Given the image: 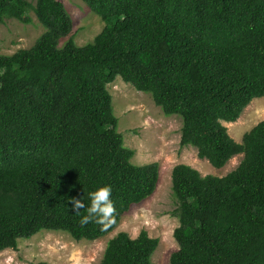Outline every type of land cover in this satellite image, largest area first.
<instances>
[{"label": "trees", "instance_id": "1", "mask_svg": "<svg viewBox=\"0 0 264 264\" xmlns=\"http://www.w3.org/2000/svg\"><path fill=\"white\" fill-rule=\"evenodd\" d=\"M105 24L84 46L62 0H0V24L46 30L28 50L0 54V253L39 233L75 241L112 233L159 182V164L132 163L107 86L118 77L182 121L181 147L224 177L172 170L179 227L170 264H264V120L237 143L235 123L264 98V0H81ZM64 40L63 45L61 41ZM110 185L114 223L81 226L71 198ZM146 231L111 239L99 264H153Z\"/></svg>", "mask_w": 264, "mask_h": 264}, {"label": "rangeland", "instance_id": "2", "mask_svg": "<svg viewBox=\"0 0 264 264\" xmlns=\"http://www.w3.org/2000/svg\"><path fill=\"white\" fill-rule=\"evenodd\" d=\"M74 24L73 36L78 46L92 42L105 28L81 0H62ZM30 24L8 19L0 24V54L13 55L28 50L46 30L30 12ZM64 40L61 41L63 45ZM112 96V107L118 119V132L125 147L135 152L132 163L139 166L159 164V182L154 194L133 206L123 216L118 227L96 241H75L64 232H42L29 240L19 241L17 249L0 253V264H99L108 242L119 233L137 238L146 231L150 238L159 240L153 264H170L171 255L178 250L174 231L179 227L178 205L172 193L171 174L178 165H187L202 177H224L242 162L243 155L232 158L222 169L197 156L194 147H181L182 121L178 116H166L151 95L136 91L120 77L107 86ZM264 120V98L253 100L235 123H224L230 137L242 143L246 133Z\"/></svg>", "mask_w": 264, "mask_h": 264}, {"label": "clouds", "instance_id": "3", "mask_svg": "<svg viewBox=\"0 0 264 264\" xmlns=\"http://www.w3.org/2000/svg\"><path fill=\"white\" fill-rule=\"evenodd\" d=\"M111 194V186L103 185L86 194L88 203H85V197L81 199L71 198L75 213L79 214L82 209L86 212L80 219L81 226L96 223L103 230H106L114 223L116 208L111 199Z\"/></svg>", "mask_w": 264, "mask_h": 264}]
</instances>
